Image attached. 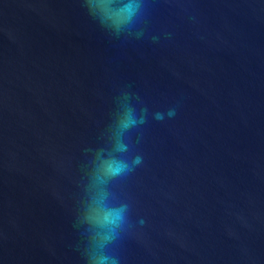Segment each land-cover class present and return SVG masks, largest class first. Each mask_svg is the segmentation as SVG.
Returning <instances> with one entry per match:
<instances>
[{"label":"water","instance_id":"95a60500","mask_svg":"<svg viewBox=\"0 0 264 264\" xmlns=\"http://www.w3.org/2000/svg\"><path fill=\"white\" fill-rule=\"evenodd\" d=\"M0 264H264V0H0Z\"/></svg>","mask_w":264,"mask_h":264}]
</instances>
